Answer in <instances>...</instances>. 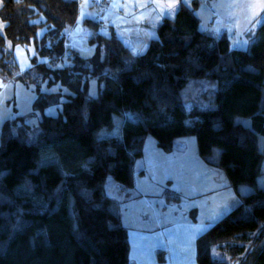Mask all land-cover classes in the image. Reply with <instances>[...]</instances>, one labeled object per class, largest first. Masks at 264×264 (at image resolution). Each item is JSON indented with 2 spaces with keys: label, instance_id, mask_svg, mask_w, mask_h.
I'll return each instance as SVG.
<instances>
[{
  "label": "trees",
  "instance_id": "1",
  "mask_svg": "<svg viewBox=\"0 0 264 264\" xmlns=\"http://www.w3.org/2000/svg\"><path fill=\"white\" fill-rule=\"evenodd\" d=\"M5 34L0 33V73L12 76L14 43L34 40L39 52L61 57L74 35L63 29L78 16L79 0H0ZM197 0H195V3ZM43 14L45 20L33 21ZM39 25L48 29L36 37ZM103 22L84 18L80 35L96 50L74 63L37 69L53 71L52 82L68 92H40V109L66 95L58 115L44 114L42 130L30 139L29 124L6 119L0 142V264H131L129 229L121 202L106 194L112 176L134 185V168L149 134L165 151L178 137L195 134L200 155L220 167L237 191L253 189L197 239L198 264H264V188L258 186L264 160V21L251 49L233 48L227 32L200 27L188 4L164 17L144 52L128 36ZM79 42V41H78ZM11 66V67H8ZM29 73L23 74L24 78ZM49 74V72H46ZM218 83L214 108L186 109L182 90L192 78ZM97 79V97L89 82ZM251 119L236 122L235 116ZM115 116L121 134L111 133ZM263 136V143L259 141ZM215 145L218 162L209 160ZM217 248L230 260L213 256ZM161 260L163 252H159Z\"/></svg>",
  "mask_w": 264,
  "mask_h": 264
},
{
  "label": "rangeland",
  "instance_id": "2",
  "mask_svg": "<svg viewBox=\"0 0 264 264\" xmlns=\"http://www.w3.org/2000/svg\"><path fill=\"white\" fill-rule=\"evenodd\" d=\"M181 1L193 8L200 19L201 29L211 33L224 29L233 48L251 49L252 43L257 39L258 27L264 21V0H197L196 3L195 0H177L171 6L168 0H100L98 3L96 0H79L77 19L72 25H67L63 29V33L74 35L67 40V45L76 51L72 55L73 57L75 55L92 56L96 50L95 45L89 44L80 35L82 20L92 18L103 22L101 27L103 33L108 34V25H112L116 32L128 36L130 41H134L133 44L131 43L134 52L141 53L146 50L149 40L157 37V26L161 20L164 17L175 16ZM115 3L126 7H113L112 5ZM141 4L145 7L141 8L139 6ZM142 12L143 18L137 19L136 17H139ZM42 20H45L43 14L33 21L40 22ZM5 26V19L0 16V33L5 34ZM47 29L46 25H39L36 37L41 39ZM4 48L6 52H12L10 60L15 62V66L8 65L12 68V76L0 73V142L2 125L6 119H16V125L22 124L25 120L29 124V137L33 139L42 130L40 120L43 115H58L62 107L61 102L66 99V95H59V102L40 109L36 106V101L40 97L39 91L44 93L68 92L60 83L52 82L55 77L53 71L37 69V65L46 63L48 67L54 69L74 63V60L68 55V51L71 49L67 48L61 57L52 60L39 52L33 39L26 43H14L10 39H6ZM26 72L29 74L24 78L23 74ZM102 87L103 84L100 85L97 79L90 80L89 96L97 97ZM217 87V82L213 83L206 77L190 79L182 90L186 109L190 111L194 106L216 107ZM114 120L115 125L111 133L120 135L122 118L115 116ZM235 121L250 124L251 119L247 116L236 115ZM259 141L261 144L263 143L262 135H260ZM156 143V138L149 134L145 147L151 149V147L157 146ZM175 146L177 148L187 147L189 152L191 148H197L200 159L198 161L191 159L190 161V155L196 152L192 151L189 156H185L184 162L175 166V171L171 175L170 166L161 170L159 156L157 165L154 164L148 168L143 176H137V180L139 188L160 189L161 195L155 197L156 207L154 209L132 200L136 203L137 212L146 217L152 216L151 219L153 214L161 213L165 221H171L173 217L194 216L198 219L209 216L214 222L218 221L230 212V207L232 209L238 204L240 196L231 186L226 173L200 155L198 139L195 134L176 138ZM220 151L221 147L215 145L209 160L218 162ZM154 156L152 155L153 159H155ZM167 174H170L168 180L167 176L165 177ZM257 182L259 187L264 188V160L262 173L257 178ZM239 186L241 193H249L253 189L249 183H242ZM132 187L123 186L112 176H109L105 183L106 194L121 202L122 214L123 211L129 209L125 204V191H130L133 199L138 196V192ZM125 206H127L126 210ZM125 222L129 223L128 220ZM213 256L218 259L230 260L226 253L217 248L213 250Z\"/></svg>",
  "mask_w": 264,
  "mask_h": 264
},
{
  "label": "crops",
  "instance_id": "3",
  "mask_svg": "<svg viewBox=\"0 0 264 264\" xmlns=\"http://www.w3.org/2000/svg\"><path fill=\"white\" fill-rule=\"evenodd\" d=\"M133 42L131 40L132 44ZM175 144L174 149L167 152L158 145L151 147V149L145 147L147 150L145 149L144 155L137 161L138 166L136 164L134 168V185L132 189L138 192V196L133 199L131 198L132 193L125 191V204L128 205L129 211L126 210L127 206H125L126 211H123L122 219L125 225L127 224L125 220L129 222L126 226L129 229L131 264H198L196 257L197 239L215 223L209 216L204 215L202 219L195 216L173 217L171 221H165L161 213L153 214L151 219L152 216L146 217L137 212L136 203L132 200L154 209L156 207L155 197L161 195L160 189L139 188L137 180V176H143L148 168L154 164L157 165L159 156L161 170L163 171L166 166H170L171 175L175 171V166L184 162L185 156H189L192 151L195 150L196 152L190 155V161L191 159L195 161L200 159L197 148L193 147L189 152V148L183 146L177 148ZM152 155H155V159L152 158ZM170 174L165 175L167 180ZM236 192L239 196L240 194H248L241 193L240 186ZM160 251L163 252V260L159 257Z\"/></svg>",
  "mask_w": 264,
  "mask_h": 264
},
{
  "label": "snow or ice",
  "instance_id": "4",
  "mask_svg": "<svg viewBox=\"0 0 264 264\" xmlns=\"http://www.w3.org/2000/svg\"><path fill=\"white\" fill-rule=\"evenodd\" d=\"M177 2V0H168V3H169V5L171 6V5H174L175 3ZM113 7H126L125 5H120V4H118V3H115V4H113L112 5ZM141 8H144L145 7V5H143V4H141V5H139ZM137 19H142L143 18V12L140 14V16L139 17H136ZM159 19V18H158Z\"/></svg>",
  "mask_w": 264,
  "mask_h": 264
},
{
  "label": "built area",
  "instance_id": "5",
  "mask_svg": "<svg viewBox=\"0 0 264 264\" xmlns=\"http://www.w3.org/2000/svg\"><path fill=\"white\" fill-rule=\"evenodd\" d=\"M97 1V3H98V1H100V0H96Z\"/></svg>",
  "mask_w": 264,
  "mask_h": 264
}]
</instances>
